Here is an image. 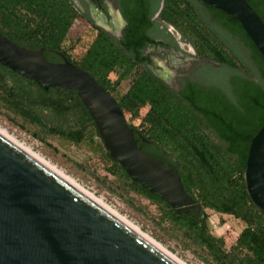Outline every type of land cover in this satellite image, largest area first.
I'll use <instances>...</instances> for the list:
<instances>
[{"label":"trees","instance_id":"obj_1","mask_svg":"<svg viewBox=\"0 0 264 264\" xmlns=\"http://www.w3.org/2000/svg\"><path fill=\"white\" fill-rule=\"evenodd\" d=\"M246 1L264 22V0ZM143 7L136 2L126 13L130 26L124 49L102 31L79 62L65 48L68 34L80 19L73 0H0V34L27 49H44L49 62L60 63V54L64 55L113 96V90L135 69L139 43L154 25L151 17L160 2L153 11ZM161 18L194 46L199 57L219 67L206 66L201 80L187 82L179 92L151 74L140 73L126 95L113 97L125 117L128 112L139 119L141 107L149 106L140 127L128 122L138 145L147 156L178 171L186 193L202 207L201 213L177 214L170 204L133 181L103 141L96 146L111 172L129 190L160 207L179 238L201 251L205 262L264 264V212L252 202L245 179L251 141L264 126V58L236 19L200 0H165ZM117 69L122 73L111 90L109 75ZM0 88L15 114L53 135L77 145L86 140L95 144L94 138L100 137L72 90H45L1 64ZM37 111H51L60 118L75 115L76 124L69 129L52 127ZM210 212L244 225L229 251L208 224Z\"/></svg>","mask_w":264,"mask_h":264},{"label":"water","instance_id":"obj_2","mask_svg":"<svg viewBox=\"0 0 264 264\" xmlns=\"http://www.w3.org/2000/svg\"><path fill=\"white\" fill-rule=\"evenodd\" d=\"M200 1L236 19L264 58V22L246 0ZM164 8L162 0L153 21ZM60 55L62 62H49L44 49H27L0 34L2 66L45 90L76 92L104 147L130 178L177 214L199 215L202 207L186 193L178 171L143 153L116 99ZM245 179L264 212V126L251 141ZM0 264L181 263L0 130Z\"/></svg>","mask_w":264,"mask_h":264},{"label":"rangeland","instance_id":"obj_3","mask_svg":"<svg viewBox=\"0 0 264 264\" xmlns=\"http://www.w3.org/2000/svg\"><path fill=\"white\" fill-rule=\"evenodd\" d=\"M167 26L171 27L176 37L183 36L173 26ZM95 38L94 30L82 24L79 19L68 34L65 48L72 59L79 62ZM190 46L194 48L192 44ZM234 47L239 49L236 44ZM214 67L218 68V66ZM121 73L122 71L117 69L109 75L112 82L111 90L114 88L113 83L119 81ZM139 74L140 72H135L134 69L113 90V96L121 99L126 95ZM32 91H36V88H33ZM5 97V92L0 88V128L6 130L20 143L45 158L76 180L82 187L102 199L111 209L126 217L185 264H209L203 260L201 251L196 247H187L184 241L179 238V233L164 217L160 207L129 190L123 181L111 172L106 158L96 146L102 143L101 137L96 136L94 138L95 144L86 140L77 145L68 139L51 134L46 128L34 121H25L23 117L11 110L5 101ZM148 110L149 106L141 108L139 119H133L132 115L126 112L127 122L135 127H140L141 118L145 116ZM37 113L40 114L38 111ZM40 115L43 117L42 120L52 127L69 129L76 124L75 115L60 118L51 111L43 112ZM228 222L231 224L232 230L221 238L224 240L225 248L229 251L235 244L244 225L240 221L231 219H228Z\"/></svg>","mask_w":264,"mask_h":264},{"label":"flooded vegetation","instance_id":"obj_4","mask_svg":"<svg viewBox=\"0 0 264 264\" xmlns=\"http://www.w3.org/2000/svg\"><path fill=\"white\" fill-rule=\"evenodd\" d=\"M135 1L144 5V11H153L162 0ZM135 1L73 0V3L82 24L93 29L96 36L102 31L107 33L119 49H124L126 32L130 26L126 13L135 7ZM157 12L158 10L151 17L154 25L146 29L145 38L139 43L140 52L136 57L135 72L151 74L172 90L179 92L187 82L201 80L200 74L205 71L206 66L213 64L202 61L203 58L198 56L188 41L183 36L176 37L161 16L153 21Z\"/></svg>","mask_w":264,"mask_h":264},{"label":"bare ground","instance_id":"obj_5","mask_svg":"<svg viewBox=\"0 0 264 264\" xmlns=\"http://www.w3.org/2000/svg\"><path fill=\"white\" fill-rule=\"evenodd\" d=\"M0 130L2 132H4L6 135H8L10 138H12L19 145H21L23 148H25L27 151H29L30 153H32L33 155H35L36 157H38L39 159H41L43 162H45L46 164H48L49 166H51L52 168H54L56 171H58L59 173H61L62 175H64L66 178H68L69 180H71L72 182H74L76 185H78L79 187H81L82 189H84L86 192H88L90 195H92L94 198H96L98 201H100L102 204H104L106 207H108L110 210H112L114 213H116L119 217H121L123 220H125L127 223H129L131 226H133L135 229H137L140 233H142L144 236H146L148 239H150L153 243H155L156 245H158L160 248H162L164 251H166L168 254H170L172 257H174L176 260H178L181 264H185L184 262H182L181 260H179L175 255H173L172 253H170L167 249L163 248L153 238H151L149 235L145 234L139 227H137L132 222H130L126 217L122 216L121 214H119L115 210L111 209L102 199H99L96 195H94L93 193H91L90 191H88L87 189H85L84 187H82L72 177H70L65 172H63L62 170H60L58 167H56L55 165H53L52 163H50L49 161H47L45 158L41 157L39 154H37L34 151H32L30 148H27L25 145H23L17 139H15L12 135H10L6 130H4L2 128H0Z\"/></svg>","mask_w":264,"mask_h":264},{"label":"built area","instance_id":"obj_6","mask_svg":"<svg viewBox=\"0 0 264 264\" xmlns=\"http://www.w3.org/2000/svg\"><path fill=\"white\" fill-rule=\"evenodd\" d=\"M208 224L215 235L221 237L232 230V226L228 221H224L217 212H210L207 217Z\"/></svg>","mask_w":264,"mask_h":264}]
</instances>
